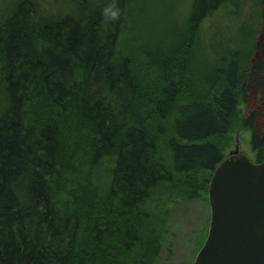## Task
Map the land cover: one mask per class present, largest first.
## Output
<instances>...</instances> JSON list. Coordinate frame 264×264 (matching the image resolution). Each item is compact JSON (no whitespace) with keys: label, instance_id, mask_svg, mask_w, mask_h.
Masks as SVG:
<instances>
[{"label":"trees","instance_id":"obj_1","mask_svg":"<svg viewBox=\"0 0 264 264\" xmlns=\"http://www.w3.org/2000/svg\"><path fill=\"white\" fill-rule=\"evenodd\" d=\"M126 1L9 0L0 10V264H157L172 209L208 204L224 158L212 137L239 116L264 159V0L245 37L232 29L243 0H192L188 28L203 24L213 60L197 77L184 67V34L137 68L120 47ZM168 117L171 169L150 129ZM80 159L107 163L101 194L81 179Z\"/></svg>","mask_w":264,"mask_h":264},{"label":"rangeland","instance_id":"obj_2","mask_svg":"<svg viewBox=\"0 0 264 264\" xmlns=\"http://www.w3.org/2000/svg\"><path fill=\"white\" fill-rule=\"evenodd\" d=\"M8 2L9 0H0V10L7 8ZM191 5L192 0L126 1L120 47L125 53L131 54L137 68L140 70L144 68L146 53L152 50L153 45H164L163 42L178 40L180 34H184L182 38L188 42L183 51L185 69L190 68L189 74L193 71L196 77L205 73L213 60L207 49L203 24L195 30L188 28L187 20ZM260 9L262 6L259 8V0H243L239 14L233 19V31L240 25L245 37L246 31L255 28ZM206 23L207 21L205 25ZM187 98L186 94L181 97V99ZM150 124L155 136L157 156L168 169H171L168 142L175 137L172 118L154 119ZM249 138L250 132L241 126L238 116L227 134L214 136L211 140L221 147L224 157L228 156L237 145L240 153L246 155L252 162H256V154L249 146ZM75 168L80 173L81 179L87 178L99 194L105 191L109 179L106 162L92 167L80 159ZM56 196L61 200L67 199L66 194L60 189L56 190ZM209 214V207L204 199L183 202L173 208L169 232L166 235L168 245L162 248L157 264H191L206 236Z\"/></svg>","mask_w":264,"mask_h":264},{"label":"water","instance_id":"obj_3","mask_svg":"<svg viewBox=\"0 0 264 264\" xmlns=\"http://www.w3.org/2000/svg\"><path fill=\"white\" fill-rule=\"evenodd\" d=\"M209 223L191 264H264V159L235 149L207 183Z\"/></svg>","mask_w":264,"mask_h":264},{"label":"clouds","instance_id":"obj_4","mask_svg":"<svg viewBox=\"0 0 264 264\" xmlns=\"http://www.w3.org/2000/svg\"><path fill=\"white\" fill-rule=\"evenodd\" d=\"M105 15L110 18V19H114L118 16V9H115L114 7H108L104 10Z\"/></svg>","mask_w":264,"mask_h":264}]
</instances>
